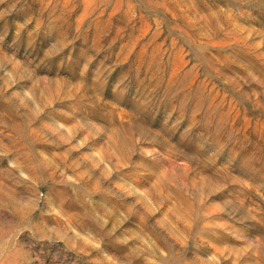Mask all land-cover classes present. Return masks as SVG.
I'll return each mask as SVG.
<instances>
[{"label": "rangeland", "instance_id": "1", "mask_svg": "<svg viewBox=\"0 0 264 264\" xmlns=\"http://www.w3.org/2000/svg\"><path fill=\"white\" fill-rule=\"evenodd\" d=\"M0 264H264V0H0Z\"/></svg>", "mask_w": 264, "mask_h": 264}]
</instances>
